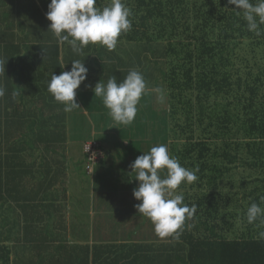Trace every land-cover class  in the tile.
<instances>
[{"label":"trees","instance_id":"obj_1","mask_svg":"<svg viewBox=\"0 0 264 264\" xmlns=\"http://www.w3.org/2000/svg\"><path fill=\"white\" fill-rule=\"evenodd\" d=\"M110 2L96 0L95 6ZM123 2L132 26L115 50L90 43L75 53L49 29L51 0H0V58L8 60L0 71L6 90L0 97V207L7 192L17 199L21 195L20 176L28 173L46 182L65 172L77 146L92 177L104 158L101 142L82 139L80 121L70 116L83 110L65 112L48 84L53 73L68 71L66 61L80 60L89 71L108 62L118 82L137 70L149 88L164 87L166 107L149 92L128 125L133 157L144 154L148 137L155 146L167 145L181 166L199 169L195 182H182L175 190L197 211L172 234L171 264H264V239L259 238L264 218L250 224L246 215L264 197V34L249 31L243 10L228 0ZM260 30L264 33V24ZM135 43L140 48L126 49ZM146 65L149 69L141 71ZM14 91L19 95L13 97ZM86 95H76L80 108L79 97L87 104ZM87 146L98 156L91 169ZM34 157L40 159L37 165ZM26 159L34 160L26 166ZM134 161L122 159L110 168L133 176ZM181 244L186 254L175 262ZM10 258V249L0 246V264H11Z\"/></svg>","mask_w":264,"mask_h":264},{"label":"crops","instance_id":"obj_2","mask_svg":"<svg viewBox=\"0 0 264 264\" xmlns=\"http://www.w3.org/2000/svg\"><path fill=\"white\" fill-rule=\"evenodd\" d=\"M88 75L77 89L78 95L87 91V104L79 97L77 109L83 112L70 117L80 121L82 139L101 142L102 162L92 177L87 175L82 147L77 146L74 160L59 176L46 182H40L41 176H20L21 195L17 199L7 192L0 207V246L10 249L11 264H171L172 235L160 238L136 208L141 203L133 195L140 183L136 175H119L110 168L139 156L131 154L132 130L113 121L102 99L91 96L98 82H107L102 71L93 67ZM148 139L144 153L155 146ZM34 159L37 165L40 159ZM34 159H26V166ZM186 249L179 246L175 262H182Z\"/></svg>","mask_w":264,"mask_h":264},{"label":"clouds","instance_id":"obj_3","mask_svg":"<svg viewBox=\"0 0 264 264\" xmlns=\"http://www.w3.org/2000/svg\"><path fill=\"white\" fill-rule=\"evenodd\" d=\"M237 9L243 10L249 31L261 36L260 25L264 24V0H228ZM96 0H51L48 5L47 19L51 21L49 29L61 42L71 46L73 52L81 53L83 48L91 44H101L108 50H115L118 38L131 29V10L123 0H111L102 9L96 7ZM239 14V12H238ZM8 60L0 58V71ZM89 69L80 60L72 61L70 71L60 75L52 74L48 91L57 102L65 105L64 111L71 112L80 105L76 101L77 89L87 79ZM5 88L0 85V97L5 95ZM95 97L102 99L109 109L113 121L129 125L138 113V105L142 97L154 92L160 102L165 101L162 87L149 88L142 72L131 70L120 82L115 76L106 83L98 82L94 89ZM13 97L19 95L12 93ZM131 168L140 183L133 190L135 199L141 201L136 205L138 212L148 217L160 238H166L191 219L197 206L184 203L182 194H176L182 182L192 183L198 179L199 169H188L181 166L177 157L170 155L167 145L153 146L149 152L138 156ZM161 170L166 175L161 177ZM264 197L261 204L252 203L246 212L248 223L252 224L264 218ZM264 239V232L259 234Z\"/></svg>","mask_w":264,"mask_h":264},{"label":"rangeland","instance_id":"obj_4","mask_svg":"<svg viewBox=\"0 0 264 264\" xmlns=\"http://www.w3.org/2000/svg\"><path fill=\"white\" fill-rule=\"evenodd\" d=\"M132 46H128V47H126V49H128L129 47H131V48H133V49H138V48H140L139 47V44H137V43H135V44H131ZM157 48L155 47V50H156ZM140 51V50H139ZM135 52H138V51H135ZM64 53H65V51H64ZM63 52H62V54H64ZM152 55L154 54V52H150ZM160 54V53H159ZM65 55H66V53H65ZM149 56H150V54H149ZM155 57V56H154ZM146 63H147V61H146ZM64 65V67L65 68H71V66H72V61H71V63H68V61H66V64H63ZM94 67H98L101 71H102V74L105 76V80L107 81L110 77H113L114 75H113V68H112V66H111V64H109L108 62H104V63H101V64H95L94 65ZM149 69V66L148 65H146V66H143V67H141V71L142 70H148ZM167 69V68H166ZM147 82V81H146ZM158 82V81H157ZM159 83V82H158ZM150 86H152L153 88H155V86L153 85V84H151ZM162 88L164 89V87L162 86ZM91 96H95L93 93L91 94ZM156 98V104L157 105H160L161 107H166V102L164 101L163 103L162 102H160L159 101V99H158V97L156 96L155 97ZM139 105H140V107L142 106V103H141V101H140V103H139ZM148 121V120H147ZM148 123V122H147ZM123 128V127H122ZM132 140L134 139V136H132V138H131Z\"/></svg>","mask_w":264,"mask_h":264},{"label":"built area","instance_id":"obj_5","mask_svg":"<svg viewBox=\"0 0 264 264\" xmlns=\"http://www.w3.org/2000/svg\"><path fill=\"white\" fill-rule=\"evenodd\" d=\"M86 151L89 153V161H88V167H90V169L92 168V166L95 164V162H97L98 160V156L96 154V150L94 147L92 146H87L86 147Z\"/></svg>","mask_w":264,"mask_h":264}]
</instances>
